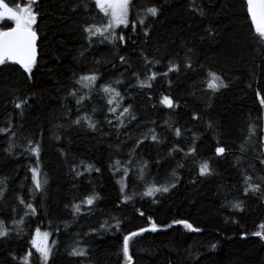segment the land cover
I'll return each mask as SVG.
<instances>
[{
	"label": "trees",
	"instance_id": "obj_1",
	"mask_svg": "<svg viewBox=\"0 0 264 264\" xmlns=\"http://www.w3.org/2000/svg\"><path fill=\"white\" fill-rule=\"evenodd\" d=\"M5 2L15 7L27 0ZM148 7L158 8V15H147ZM35 9L39 43L31 79L14 64L0 70V128L12 130L0 134V180L4 181L0 220L11 228L12 219L24 215L26 209L17 197L37 212L25 217L19 236L12 232L0 240V264H20L28 250L35 253L30 241L37 229L49 233L50 246L55 245L49 264H126L123 237L153 223L157 231L130 241L133 264H264V240L253 235L264 224V196L244 195L245 175L252 177V183L264 181V107L260 104L264 45L255 38L246 0H132L129 26L116 29L125 35V42L117 41L116 46L101 43V37L89 43L84 28L106 23L94 0H38ZM140 18L144 25L139 24ZM8 27L10 22H0V31ZM141 53L159 59L152 71H166L169 61L180 71L158 76L151 89H141L139 81L151 75L146 74ZM121 55L128 63L121 64ZM189 63L191 69L185 67ZM209 71L216 72L228 88L218 93L208 90ZM93 73L100 78L91 91L75 83L81 75ZM116 80L123 83L114 84ZM101 84L120 91L122 107L131 104L137 120H126V127H119L115 117L108 116L110 96L99 91ZM72 91L90 99L77 105L76 97L69 94ZM163 95L179 107L164 108L159 103ZM23 100L28 103L20 115L14 103ZM193 114L199 119L193 120ZM85 115L96 122V130L83 121L80 126L73 124ZM106 117L113 120L112 125ZM249 127L256 133L251 137ZM176 128L181 130L180 137L175 136ZM149 129H155L161 142L151 141ZM138 140L144 143L130 157ZM29 141L41 146L40 170L48 179L43 193L30 192L29 168L35 166L36 158L24 151ZM217 141L226 149L223 156L215 155ZM10 143L14 145L11 155L6 151ZM193 145L197 155L186 157L184 153ZM174 147L183 151L169 156ZM130 158L134 163L128 165L127 188L122 193L117 181L123 173L113 175L110 165L119 159L123 166ZM81 160L100 172L75 178L71 167ZM205 160L213 175L200 177L198 165ZM141 161L149 165L143 181L138 175ZM151 184L170 190L154 199L144 197ZM93 193L100 199L91 211L84 208L85 214L74 217L71 205ZM132 193L135 197L123 203L124 196ZM239 201H243L242 212L232 208ZM105 221L109 225L119 221V230L104 231ZM178 221L201 231L193 232ZM74 247L86 249L87 255L70 256ZM37 256L32 264H40Z\"/></svg>",
	"mask_w": 264,
	"mask_h": 264
},
{
	"label": "snow or ice",
	"instance_id": "obj_2",
	"mask_svg": "<svg viewBox=\"0 0 264 264\" xmlns=\"http://www.w3.org/2000/svg\"><path fill=\"white\" fill-rule=\"evenodd\" d=\"M38 3V0H27V3H17L15 7L9 6L5 0H0V22L5 20L11 21L14 24V27H8L6 31H0V70H3V67L7 64H14L18 65L21 69H23L24 73L28 74V78L31 79V74L33 68L36 66L38 50H37V41L39 39L37 31L34 29V25L37 23V17L39 13L35 9V5ZM247 4V13L251 19V26L254 29L255 38L259 44L264 45V0H246ZM94 6L96 9L99 10L100 13L103 14L104 17L107 18L105 24L101 27L89 26L85 27L84 31L88 33V40L89 43L92 44L95 42L96 37H101V43L108 42L113 44L114 46L117 45V41L120 43L125 42V35L117 34L116 29L123 26L127 28L129 26V13L132 7V0H94ZM85 10L87 11V5H85ZM158 8L156 7H148L147 8V15L152 17H156L158 15ZM144 19H139V24L144 25ZM133 30H135L136 25H132ZM145 36H148V32H144ZM141 56L144 60V66L147 72H151V75H147V78L143 81H139V76L137 75V80L139 81L138 86L141 89H151L152 88V81H155L158 76L168 77L169 73L179 72L180 66L175 65L172 61H169L168 67L166 71L157 72L152 71V68H155L156 65L160 63L159 59H149L148 57L144 56L141 53ZM119 60L121 64L128 63L124 56H119ZM151 65L152 67H148ZM130 66V65H129ZM185 67L191 69L192 65L189 63L185 65ZM208 80H207V87L212 93H218L221 89L228 88V83H226L216 72L209 71L207 73ZM100 77L93 73L91 75H81L78 80L75 81L76 84H79L81 88H87L91 91L93 88L96 87V81ZM114 84H121L123 81L116 80L113 82ZM99 91H102L105 94L110 96L107 99V104L110 106L108 108V116H114L116 121L119 122V127H126V120L128 122L137 120L136 114L132 110L131 104L128 106H123L124 96L121 95V92L118 91L115 87L111 84L104 85L101 84L99 86ZM72 97H76V104L81 105L85 99H90L89 96L85 94L77 95L76 91H72L69 93ZM257 96H260V93H257ZM149 100L152 99L151 96L148 97ZM28 103L27 100H23L21 102L14 103V107L16 109H20V115H23L24 105ZM160 105L167 109H176L179 107V104L174 103V100L169 95H163L159 100ZM260 104L264 107V97L260 98ZM155 108L156 105L153 104ZM119 110V112H118ZM79 111V109H77ZM95 111V109H93ZM118 113V114H117ZM108 124L112 125L113 120L106 117ZM193 120H198L199 116L196 114L192 115ZM87 124L89 129L96 130V122L91 119L90 116H81L73 121V124L76 126H80L81 122ZM154 123V122H153ZM169 128H171V124L169 122H165ZM211 127V125H209ZM11 128H0V134L6 135L8 132H11ZM151 136L150 139L153 142L159 143L161 142L158 135L155 133V129H149ZM249 136L255 135L254 127H249L248 129ZM14 136L15 133H12ZM175 136H181V130L179 128L175 129ZM57 140L60 139L59 136L55 137ZM149 137H145L148 139ZM195 139V138H194ZM143 140H138L136 143L135 148H133L132 153L129 154L131 157L136 148H139L141 144H143ZM13 144L10 143L6 151L9 155L12 154ZM241 151H245V145H240ZM25 152H30L32 156L36 158L35 166L30 167L29 171L31 172V184L32 188L30 192L33 194L36 193H43L46 189V185L48 184L47 174H42L40 170V153H41V146L39 143H33L29 141L27 147L24 149ZM183 151L179 147H174L171 152L168 153L169 156H172L174 152ZM225 147L219 146V141H217V146L215 147V155L216 156H223L225 154ZM64 155V153H62ZM186 157H194L197 155V148L193 145L187 152L184 153ZM134 161L130 158L127 163L121 164L119 159L115 160L114 164L110 165V170L113 171V175L116 172H122L123 177L121 180H118L117 183L121 184V192L124 193L127 185L124 183V180L127 178L128 173L130 171L128 165L133 164ZM159 163V161H157ZM264 163V160L261 161ZM142 166L138 169V175L140 180H144L145 178V169L149 167L146 161H141ZM71 167V166H70ZM82 167L83 171H78V168ZM178 167H183L182 164H178ZM72 173L75 174V178H79L84 176L85 173L91 174L93 171L99 173L100 169L94 167L91 163H85L83 160L80 161V164L76 167H71ZM175 172H173V176H175ZM198 175L200 177H206L213 175L212 168L208 160H205L198 165ZM179 179V177H177ZM244 183L246 185L244 189V195L247 196L249 193H260L261 196H264V190H262V185H264V181L260 184L252 183V177L249 175L244 176ZM4 181L0 180V185H3ZM176 184L172 183L171 188H175ZM168 186H161L156 187L155 184L148 185L146 190L143 191L142 195L144 197H152L153 199L158 193H167L169 191ZM135 193L132 195H125L123 198V203H129L134 197ZM4 197V191L0 190V199ZM19 204L23 205L26 211L24 215L20 217V219H12V227H6L5 222L0 220V240L10 237L12 232H15L17 236L21 234L23 231V225L25 224V217L30 215H35L37 209L33 207L31 203H27L23 197H17ZM100 199L99 195L93 193L91 195H86L83 199H81L80 203H73L71 205V214L75 216L85 214L82 209L87 208L91 211L92 206L96 202V200ZM243 201L234 202L232 204V208L236 211H243ZM13 212L16 209H12ZM140 215L143 216L144 213L140 212ZM115 219V218H113ZM151 223V221H149ZM177 223H183L186 227H188L193 232H199L201 229L193 228L191 225L187 224L184 221H178ZM70 227L71 225H67ZM104 231L110 230V228H115L119 230V221L116 224L109 225L108 221H105L104 224L101 226ZM259 228L261 231L254 232L253 235L259 237L261 240H264V224H260ZM156 225L153 223L151 228H141L139 231H133L128 235L123 237L122 242V253L123 258L126 261V264H133V257L130 254V241L133 240L134 237L141 236L145 232H155L157 231ZM50 234L45 232L43 233V240L46 241ZM41 233L40 230H36V237H40ZM32 248L35 249V253L31 250H28L23 258L20 261V264H32V258L34 255L38 254L37 259L40 264H49L50 259L52 258L53 252L52 248L55 246L47 245L43 242H38L37 239L34 237L30 241ZM215 248V245L212 246ZM72 257H84L87 255V250L83 248H72V250L68 253ZM13 260H16L17 257L13 256Z\"/></svg>",
	"mask_w": 264,
	"mask_h": 264
},
{
	"label": "rangeland",
	"instance_id": "obj_3",
	"mask_svg": "<svg viewBox=\"0 0 264 264\" xmlns=\"http://www.w3.org/2000/svg\"><path fill=\"white\" fill-rule=\"evenodd\" d=\"M101 14H102V13H101ZM102 15H103V14H102ZM105 19H106V21H107V18H106V17H105ZM5 21H8V20H5ZM8 22H10L12 26H14L13 22H11V21H8ZM35 238L37 239L38 242H43V243H46L47 245L50 246V243H49V241H50V240H49V236H48V238H47L46 241L43 240V233H41V236H40V237H36V235H35Z\"/></svg>",
	"mask_w": 264,
	"mask_h": 264
},
{
	"label": "water",
	"instance_id": "obj_4",
	"mask_svg": "<svg viewBox=\"0 0 264 264\" xmlns=\"http://www.w3.org/2000/svg\"><path fill=\"white\" fill-rule=\"evenodd\" d=\"M12 27H14V26H12ZM6 30H8V29H5V30H2V31H6ZM38 43H39V39H38V41H37V50H38ZM37 60H38V56H37ZM18 68H20L18 65H16ZM21 69V68H20Z\"/></svg>",
	"mask_w": 264,
	"mask_h": 264
}]
</instances>
